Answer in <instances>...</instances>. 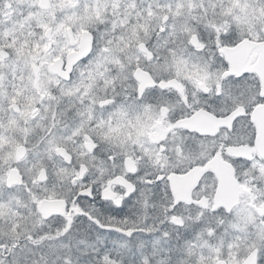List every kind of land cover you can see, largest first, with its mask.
Segmentation results:
<instances>
[{"label":"flooded vegetation","instance_id":"flooded-vegetation-1","mask_svg":"<svg viewBox=\"0 0 264 264\" xmlns=\"http://www.w3.org/2000/svg\"><path fill=\"white\" fill-rule=\"evenodd\" d=\"M215 2L221 5V8H217L216 11L231 18V25L237 35L249 37L236 47L224 48L218 56H223L237 74L241 71L255 73L260 78L261 88L264 89V42L260 40V36L264 34V8H254L251 0H215ZM197 4L201 7L205 6L204 0H0V164L9 158L14 159L23 155L27 149L34 151L35 146L43 139L40 133L44 131L36 123L40 119L43 97L41 96L38 102L37 96L42 91L45 75L43 69L49 63L48 56L60 38L66 39L69 43L80 41L75 51L64 44L60 45L59 53L67 54L69 64L86 47V40L82 33L79 36H73L71 31L73 24L83 25L89 20H99L101 24L108 23L112 31L116 33H119L121 29H129V39L132 38L131 26L133 25L137 28V36L155 27L152 40H156V33L161 34L159 29L163 28L166 22L168 28L176 32L194 29L199 21V17L195 14L201 10V7H195ZM160 9L164 10L162 17L158 16ZM87 16H90L89 19L86 18ZM105 17L108 18L107 21ZM113 21L115 23H112ZM42 27L46 28L43 33L40 32ZM199 29L207 39L208 29H215L217 33L227 32L228 24L226 22L222 27L214 21H208L201 24ZM43 37H47L48 48L40 43ZM176 38L174 36L173 40L176 41ZM192 42L197 48L202 47L195 39V33ZM21 50L26 59H20ZM12 51L15 52L16 59L10 57ZM6 57L9 58L6 59ZM207 59L212 60L208 57ZM117 61L118 57H113L111 63L118 64ZM215 61L214 66L218 67L219 59ZM55 64L56 67L50 71H59V59L55 61ZM180 71L181 68L178 66L177 74ZM137 76L142 81L148 80L145 73L138 72ZM185 79H188L187 75ZM208 86H211L210 82ZM171 87L176 88V84ZM183 87L181 84L176 91H182ZM226 87H228L227 84ZM246 90L244 86L236 89L240 103L237 104V110L233 111L232 115L243 111L242 105L246 100ZM169 95L172 98L170 103L175 106V93ZM247 98L253 99L254 96L249 93ZM84 103L88 101L85 100ZM179 115L180 112L177 110L170 112L167 107L162 106L157 118L168 117L175 120ZM32 117L35 119H31ZM48 118L52 119L51 116ZM29 120H31L30 123ZM227 123H231V117ZM252 123L255 128V138L252 144L248 143L250 133L247 131V126L241 122L232 135V143L219 145L218 148H222L228 157L237 160L242 158L251 162L255 170L253 176H255L256 172L264 173V106H258L253 110ZM182 127L211 133L215 132L218 124L208 114L198 112ZM177 130L174 134H169L168 140L177 141L175 147L181 150L182 145L179 143L181 137ZM166 131H168L167 119L162 124H157L149 115H145L144 123L139 128L117 129L111 134H123L124 137L136 138L132 147L140 148L149 161L154 159L155 162L161 163L160 152L152 151L149 146L153 145L156 138L162 139ZM214 143L216 142L209 141L204 146V150H201L197 144L189 140L183 146L186 152L185 158L195 160L198 156H206L207 150L211 149ZM86 145L90 150V142ZM121 147H124L123 141H121ZM29 154L31 155V152ZM119 165L120 162L116 160L109 167L115 169ZM136 165L135 160L125 162L128 170H135ZM234 167L228 159L221 158L217 154L211 157L203 167H193L186 174L170 175L171 193L177 200L196 204L203 209H212V205L219 200L221 206L236 209L240 219V224L236 227L243 228L253 219L250 209L255 207V197L252 196L253 188L250 187V182L257 188L259 182L254 179L250 182L241 180L237 176L236 167L234 172ZM209 169L217 178L211 204L207 198L196 201L191 195L194 187L200 186L203 173ZM242 175L247 176L248 173L244 172ZM8 179L9 181L19 179L14 169L9 170ZM57 187L59 188V185ZM64 191L67 192L70 189H64ZM157 204L158 201L154 202L146 195L138 207L128 213L130 226L138 231V234L132 238L131 251L123 248L117 249L115 245L104 241L103 246L112 249L113 260H119L123 256L124 264H138L141 259L144 264H149L153 260L157 264H169L170 261L172 264H256V249L253 243L245 244L239 236L233 238V235H230L232 229L222 234V229L216 228L215 237H212L210 229H204L205 235L201 239V223L207 224L212 217L205 216L201 223L188 227L184 223V217H187L188 213L184 212L183 216H175V220L170 224L166 221L171 220V216L167 219L160 216ZM39 207L45 214L64 213L63 202L52 197L42 201ZM262 212L264 209L259 210V215ZM64 214L67 215V213ZM5 216L6 210H0V232L7 231ZM145 222L148 227L143 226ZM18 224L19 221H14L11 228L16 230ZM260 227L264 228V221H261ZM57 228L55 221H49L45 226V232L42 235L44 248L33 247L38 261L45 252H50L48 261H51V256L53 259L58 257V264H84L88 257L87 254L94 256L96 249L92 243L96 239V230L90 228L87 221L83 223L77 221L72 232L62 239V244L59 243L56 249H50V241H60L59 237L62 232L57 231ZM162 232L164 235L161 234ZM167 233H171V236L165 239ZM110 235L114 239L123 240V237L118 234ZM3 243L4 241L0 239V245ZM61 245H63L62 248ZM61 251L65 253L61 254ZM62 255L68 258L62 259ZM5 257H7L8 264H12L11 247L7 252L4 251V247H0V261H4ZM94 258L96 259L95 256ZM104 259L108 262L107 264L113 261H108L107 256ZM48 261L46 264H50Z\"/></svg>","mask_w":264,"mask_h":264},{"label":"snow or ice","instance_id":"snow-or-ice-1","mask_svg":"<svg viewBox=\"0 0 264 264\" xmlns=\"http://www.w3.org/2000/svg\"><path fill=\"white\" fill-rule=\"evenodd\" d=\"M94 23H99V20H89L83 25L73 24L71 31L73 36H79L83 34L86 40V47L80 55H77L71 64L68 62V56L66 53L61 52L58 57L60 61L61 71L65 66L68 67V75H71V71L74 67L81 64L82 59H87L89 56L93 57L92 63L97 66L100 71L112 62L113 57H118V64H122L121 54L113 51L109 47H105L99 52L94 50V37L91 31ZM46 30L45 27L40 29L43 33ZM161 33L157 38V43L164 49H167L173 44V37H181L184 40L182 47L185 49H191L193 55H186L181 52L174 58L171 64L167 65V72L173 75L175 78L169 79L166 82L154 79L156 68H146L138 60L136 68L133 74L135 81V91L130 97L129 101L125 104H121L118 108L108 113L109 118L101 116L99 119L104 121L100 125V128L106 131L108 134L104 136L103 141H99L95 135L88 134L87 140L90 142L91 150L86 144H81L77 147L76 152H72L70 148H61L59 144L53 148L52 143H49L51 133L45 135L40 133L43 139L39 144L35 146V150L27 149L23 155L16 158L7 159L3 164H0V210H6L5 216V228L12 226L14 221L23 219V216L30 209L36 216L43 215L45 223L49 221H55L58 225L57 231L62 232L59 239H63L64 236L69 235L75 227L77 221L83 223L87 221L90 228L96 230V239L92 243V246L96 249L93 254L96 259L91 260V264H107L104 259L107 256L108 261L113 260L112 249L104 247V241H108L116 246L117 249H127L131 251V241L134 235L138 234L137 230L132 229L129 224L130 215L133 209L138 207V188L140 185L152 184L150 176L144 179H136L138 172L135 170L124 169V165L121 163L119 167L112 169L108 165L110 160L115 163L117 157L111 154L112 149L121 147V141H123L124 147L128 143L133 142L136 138L132 136L124 137L121 135H112L111 133L117 129L119 130H131L133 128H139L144 123L145 115H149L157 124H162L167 119L168 131L163 135V138H156L153 145L160 148L161 152L164 151V145L168 141L169 134H174L177 129H182L189 134V138H180V143L183 146L191 140L197 144V147L204 150V146L209 141H214L211 149L207 150V155L200 157L202 163L201 167L213 156L217 154L221 158L228 159L229 163L234 165L238 162L236 158L228 157L222 148H218L219 145H230L232 143V135L236 132L237 126L241 125V122L247 126V131L250 133L248 143L252 144L255 138V128L252 123V112L258 106H264V89L260 86V78L255 73L241 71L238 74L234 72L228 62H226L223 56H218L219 53L226 47H236L243 40L249 39L247 35L238 36L233 30V26H228V31L225 33H217L215 29V38L211 45L208 40L210 36L205 38L204 34L199 28L190 29L186 32H176L170 30L167 26L159 29ZM195 33V39L200 42L202 47L197 48L192 42L193 34ZM151 38V37H150ZM47 37H43L40 40L41 44H44L46 48L49 45L46 43ZM261 42H264V34L260 36ZM76 43H69L64 38H60L59 42L55 46V50L60 51V45L64 44L67 48L75 51L77 49ZM211 48L214 51L211 52L213 59L210 61L206 55H198L196 53H203L206 48ZM151 51V49H149ZM10 57L16 59L15 52H10ZM9 57H6L8 59ZM155 59V56L151 57ZM20 59H26L22 50ZM219 59L220 66H214L215 60ZM180 66L181 71L177 74V67ZM147 74L148 80L142 81L137 73ZM187 75L188 79H185ZM253 76L255 79V91L254 98L251 100V105L245 108L243 105V111L237 115H232L233 111H236V106L240 103L238 99L239 93L237 88L242 86V82H246L249 76ZM179 81V83H176ZM211 86H208V83ZM176 84V88H179L182 84L183 90L176 91V88L171 85ZM226 84L228 87H226ZM157 88H171L175 93L176 98L181 101L182 110L180 115L172 120L171 118H157V114L160 112L161 107L165 106L170 112L175 111V106L167 102V100H161L159 105L154 104H138V100L148 95H155ZM83 91V88L80 89ZM84 102V101H83ZM113 101L109 100L108 104L111 105ZM198 112L208 114L217 122L218 127L215 132H200L195 128L182 127L186 121L192 119ZM231 117V123H227ZM31 119H35L32 117ZM55 121V117H52ZM31 120H29V123ZM95 121H90L91 127ZM83 138H77L79 142ZM111 145V148L107 151H102L101 144ZM76 147V144H73ZM31 152V155L29 154ZM82 154V155H81ZM89 158L91 162L89 163ZM142 159H148L147 156ZM43 168L41 173V180L33 181L29 177L34 175L36 168L32 167L37 165ZM160 164L159 161L156 162ZM137 167L140 161L136 162ZM10 169H14L18 180L9 181L8 173ZM235 172V167H234ZM188 172V171H187ZM187 172L181 173L186 174ZM179 174V175H181ZM169 176L161 175L155 178L154 184L158 189L162 181L170 182ZM209 178L213 183V191L216 189L217 178L216 175L209 169L206 170L201 179ZM59 185V188L57 187ZM64 189H70L65 192ZM24 197H31L30 199H24ZM49 197L57 200H61L64 206V213L54 212L47 213L46 215L39 207L40 203ZM24 200L23 206L21 200ZM226 207L221 206L218 200L216 204L212 205L213 211L222 210ZM229 211L233 209L227 208ZM175 216H171V220L167 223H173ZM261 221H264V212L258 217L253 215V219L250 224L246 223L243 228L234 226L232 228L233 238L239 236L245 244L253 243L256 249V264H264V228L260 227ZM115 225V226H113ZM20 225L16 227V231H19ZM216 222L212 218L208 221L206 229H210L212 237L216 235ZM251 228V230H249ZM166 232V230H164ZM164 232L161 234L164 235ZM257 232L260 233L258 239L254 240ZM110 234H118L123 237V240L114 239ZM151 234V233H145ZM31 235V234H30ZM43 235V233H40ZM205 235L204 229L200 230V238L203 239ZM171 233H167L165 239L169 238ZM33 238H35L33 236ZM25 238L21 237V241ZM19 243V242H18ZM11 244L4 246V251L7 252ZM18 247V245H17ZM16 251L12 249V254ZM91 258V257H90ZM122 258V264H124V257ZM0 264H8L7 257L4 261H0Z\"/></svg>","mask_w":264,"mask_h":264},{"label":"clouds","instance_id":"clouds-1","mask_svg":"<svg viewBox=\"0 0 264 264\" xmlns=\"http://www.w3.org/2000/svg\"><path fill=\"white\" fill-rule=\"evenodd\" d=\"M254 8H264V0H251ZM205 6L201 7L199 4L195 7H201L200 12L195 15L199 17V21L194 28H200L201 24L208 21H214L216 24L222 27L227 22L228 26L231 25V18L223 16L220 11H216L217 8H221V5L215 0H204ZM164 10L160 9L158 16L162 17ZM118 18V17H117ZM195 18V17H194ZM107 21V17L104 18ZM112 23H115L113 21ZM155 27L150 28L146 32H141L137 36V28L135 25L131 26V36L129 39V29H121L119 33L113 32L108 23L101 24L94 23L92 26V33L95 40L94 50L99 52L106 46L115 52L121 54L122 64L110 63L103 71H100L95 64L92 63L93 57L89 56L87 59H82L81 64L74 67L71 71V75H68V67L65 66L61 71L59 65V71H50L56 67L55 61L60 56L59 51L53 49L48 56L49 63L43 69L45 75L43 76L42 91L37 96V101H40L43 97V103H41L42 111L39 113L40 119L37 120V125L41 127L44 134L51 133L49 143H52L53 148L59 144L61 148L67 147L76 152L77 147L81 144H87V136L89 133L95 135L99 141L104 140V136L108 134L106 131L100 128V125L104 121L100 120L101 116L108 117L110 111L115 110L121 104H125L129 101L130 97L135 91V81L133 74L136 68L137 61L139 60L146 68H156L158 71L154 73V79L166 82L169 79L175 78L173 75L167 72V65L171 64L175 57L181 52L185 55H193L191 49H185L184 40L181 37H177L176 41H173L171 47L164 49L158 43L157 40H152V32ZM259 31V26L257 27ZM221 33H225L221 31ZM159 36V33H156ZM208 36L211 39L208 40L209 45L215 38L213 29H208ZM151 37V38H150ZM119 51H116V50ZM151 49V51H149ZM213 49L206 48L203 53H196L198 55H206L209 59H213L211 52ZM218 55V53H216ZM155 56V59L151 57ZM216 62V61H215ZM220 66V62L218 64ZM242 86L246 87L245 96L246 100L243 103L245 108L250 107L251 100L247 98L249 93L254 96L255 91V79L253 76H249L246 82H242ZM83 88L81 92L80 89ZM173 93L171 88H157L155 95H148L138 100V104H154L159 105L161 100H167L170 103ZM87 100L88 103L83 101ZM111 100L113 103L108 104ZM176 110L180 112L182 110V104L179 99H175ZM55 117V122L48 117ZM90 121H95L92 126H89ZM178 135L180 137L189 138V134L182 129H178ZM83 138L79 142L77 138ZM127 144L126 147H118L112 149L111 154L117 157V160L124 165L129 160L140 161L139 166L136 165V171L138 176L136 179H144L150 176L153 181L152 184L140 185L138 188V205L147 195L149 199L154 202L158 201L157 207L160 209V216L167 219L168 217L183 216L184 212H187V217H184L185 226L190 227L193 224L201 223L205 219V216L212 217L216 222V227L222 229V234L228 233L234 226L240 224V219L235 208L229 211L227 208L222 210L213 211L212 209H203L196 204L188 203L183 200H177L171 193L170 182L162 181L157 189L154 184V180L158 176L179 175L181 173L189 171L193 167L200 166L202 163L198 156L195 160L186 159V152L181 149L177 150L175 145L177 141H167L164 145V151L161 152L160 148L156 145H150V149L154 152H160L162 162L157 164L155 160L149 161V159H142L146 156L140 148H133L132 143ZM76 147H73V144ZM180 143V142H179ZM111 148V145L101 144L102 151H107ZM91 150V149H90ZM91 158H89V163ZM111 161H108V165H111ZM37 165L32 167L36 168L34 175L30 176L31 180L39 181L42 176L43 168ZM237 169V176L241 180L254 179L259 182L257 188L255 184L250 182V187L253 188L252 196L255 197V207L250 209L253 215L259 216V210L264 209V173L256 172L252 167V163L239 159L235 164ZM247 172L248 175L244 176L242 173ZM213 183L209 178H204L200 182L199 187H194L191 195L196 201H200L207 198L209 203L212 202L214 194ZM31 197H24V199H30ZM24 200H21L23 206ZM45 214V213H44ZM46 215V214H45ZM45 223L43 215L36 216L30 209L23 216V219L19 220V231L13 230L11 227L7 228V231L0 233V239L4 241L3 245L11 244V250L16 249L13 255L12 264H46L48 261L50 252H45L41 260L36 259V254L33 251V246L44 248L43 236L40 233L45 232ZM205 223H201V229H206ZM148 227L147 222L143 225ZM31 234V235H30ZM33 236L35 238H33ZM260 233L257 232L255 239H258ZM21 237L25 238L21 241ZM19 242V243H18ZM18 245V247H17ZM183 247V245H181ZM51 249V246H49ZM50 264H58V257L52 259ZM111 264H122V258L119 260H113ZM138 264H144L141 259ZM149 264H157L156 261H150ZM169 264H172L170 261Z\"/></svg>","mask_w":264,"mask_h":264},{"label":"rangeland","instance_id":"rangeland-1","mask_svg":"<svg viewBox=\"0 0 264 264\" xmlns=\"http://www.w3.org/2000/svg\"><path fill=\"white\" fill-rule=\"evenodd\" d=\"M89 17H90V16H87L86 18L89 19ZM13 230H15V229H13ZM0 233H4V232L1 231ZM61 241H62V239H60V241H55V242L52 240V241L49 242V245L51 246V248L56 249V248L59 246V245H58L59 243L62 244ZM33 247H34V246H33ZM62 247H63V245H61V248H62ZM64 253H65V252L61 251V254H64ZM87 255H88V257H87V259H86V262H87V263L85 262L84 264H91V260H92V259H95V258H94V256H92V255H90V254H87ZM90 257H91V258H90ZM66 258H68V257L65 256V255H62V259H66ZM50 259L52 260L53 257L51 256ZM114 259H115V258H114ZM48 262H50V261H48ZM107 263H108V262H107ZM109 263H110V262H109Z\"/></svg>","mask_w":264,"mask_h":264},{"label":"water","instance_id":"water-1","mask_svg":"<svg viewBox=\"0 0 264 264\" xmlns=\"http://www.w3.org/2000/svg\"><path fill=\"white\" fill-rule=\"evenodd\" d=\"M47 204H49V203H47ZM47 204H46V205H47Z\"/></svg>","mask_w":264,"mask_h":264}]
</instances>
